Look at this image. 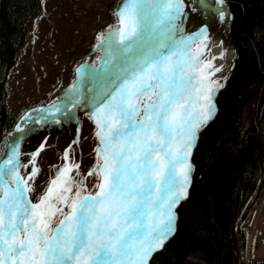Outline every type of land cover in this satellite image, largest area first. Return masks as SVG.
<instances>
[{
  "label": "snow or ice",
  "instance_id": "6c2138e0",
  "mask_svg": "<svg viewBox=\"0 0 264 264\" xmlns=\"http://www.w3.org/2000/svg\"><path fill=\"white\" fill-rule=\"evenodd\" d=\"M190 14L196 27L188 32ZM114 15L116 24L95 37L100 63L75 66L62 97L29 108L15 125L19 135L0 161V264H150L177 231L193 150L227 79L214 76L224 51L204 54L213 22L226 24L232 13L226 0H124ZM82 108L95 126V163L81 174L69 144L33 201L49 130L78 120ZM33 130L45 134L22 163L20 140ZM86 176L95 177L91 188Z\"/></svg>",
  "mask_w": 264,
  "mask_h": 264
},
{
  "label": "trees",
  "instance_id": "16d2710c",
  "mask_svg": "<svg viewBox=\"0 0 264 264\" xmlns=\"http://www.w3.org/2000/svg\"><path fill=\"white\" fill-rule=\"evenodd\" d=\"M226 1L239 57L217 95V112L199 133L177 231L150 264H244L247 223L264 197V0ZM41 7L42 0H0V144L16 125L7 75Z\"/></svg>",
  "mask_w": 264,
  "mask_h": 264
},
{
  "label": "rangeland",
  "instance_id": "374dc122",
  "mask_svg": "<svg viewBox=\"0 0 264 264\" xmlns=\"http://www.w3.org/2000/svg\"><path fill=\"white\" fill-rule=\"evenodd\" d=\"M122 0H118V4ZM115 0H42L39 16L29 30L24 47L18 51L8 72L6 87L7 103L19 118L29 109L47 104L63 96L64 91L75 78V66L86 61L97 64L102 53L93 47L97 33L106 30L108 25L116 24ZM87 108L77 111L78 120L55 126L49 130L45 147L36 157L39 173L33 183L29 198L36 201L45 190L49 177L63 163L62 153L69 149L70 156L79 162L81 174H86L95 163V147L98 143L95 126L84 114ZM79 143H73L77 138ZM12 129L0 144V161L11 150ZM11 134V135H9ZM45 133L33 130L25 134L21 142L19 159L27 163L31 152L41 142ZM21 168L22 173L30 171ZM89 188L95 177L86 176ZM255 215L247 223L250 230L244 264L251 260L264 261V197L257 206Z\"/></svg>",
  "mask_w": 264,
  "mask_h": 264
},
{
  "label": "bare ground",
  "instance_id": "6f19581e",
  "mask_svg": "<svg viewBox=\"0 0 264 264\" xmlns=\"http://www.w3.org/2000/svg\"><path fill=\"white\" fill-rule=\"evenodd\" d=\"M118 0H115V5L114 8L115 11L124 3V0H122L119 4L117 3ZM120 1V0H119ZM196 14H190L187 20V24H186V30L188 32H191L194 30V28L196 27V19H194V16ZM114 17V14L111 15V17H109L110 20H112ZM232 23V20H229L226 24H220L218 21H214L212 24V39L209 42V47L211 49L210 53L206 52L204 55L205 57H210L213 55H216L218 52H220L221 50L224 51V57L221 58L218 55H216V59L214 60V64L215 65H220L222 64L223 67L220 69V71L215 72L214 76L215 77H220L222 75H227V79L223 81L224 85L226 84L229 76H231V72L233 70L234 64H235V59H236V46L231 38L230 32H229V28L230 25ZM100 63V60L98 61L97 64ZM88 64V63H87ZM92 65V64H89ZM104 81L103 80H98L95 82V86L96 87H103ZM218 94V92H217ZM216 94V96H217ZM216 96H215V100H216ZM19 135L14 127L13 130V135L12 137H15ZM25 134L23 135L24 138ZM22 138V139H23ZM22 139L20 140L22 142ZM21 142L19 144V150L21 147ZM5 157L2 159L4 160Z\"/></svg>",
  "mask_w": 264,
  "mask_h": 264
},
{
  "label": "water",
  "instance_id": "95a60500",
  "mask_svg": "<svg viewBox=\"0 0 264 264\" xmlns=\"http://www.w3.org/2000/svg\"><path fill=\"white\" fill-rule=\"evenodd\" d=\"M226 4H227L228 8L230 9L229 3H228L227 1H226ZM230 11H231V9H230ZM231 13H232V12H231ZM232 19H233V15H232L231 20H232ZM230 30H231V25H230V28H229V32H230ZM233 42H234V41H233ZM234 44H235V43H234ZM235 46H236V44H235ZM238 57H239V52H238V49H237V46H236V59H235V64H234V67H233L232 72L234 71V68H235L236 62H237V60H238ZM232 72H231V73H232ZM229 78H230V76H229ZM229 78H228V80H229ZM228 80H227V82H228ZM227 82H226V84L224 85V87L227 85ZM224 87H223V88H224ZM223 88H222V89H223ZM222 89H220V90L218 91V93H219ZM217 95H218V94H217ZM216 98H217V96H216ZM215 103H216V100H215ZM216 112H217V104H216V111H215V113H216ZM214 115H215V114H214ZM214 115L212 116L211 119H213ZM211 119H210V120H211ZM210 120H209V121H210ZM209 121H208V123H209ZM208 123H207V124H208ZM207 124H206V125H207ZM206 125H205V126H206ZM205 126H204V127H205ZM204 127H203V128H204ZM203 128H202V129H203ZM202 129H201V130H202ZM201 130H200V131H201ZM199 133H200V132H199ZM198 140H199V136H198ZM20 142H21V141H20ZM197 143H198V141H197ZM196 146H197V144H196ZM196 146H195V148H196ZM195 148H194V150H195ZM194 150H193V152H194ZM192 156H193V155H192ZM191 159H192V157H191ZM194 172H195V170H194ZM194 172H193V180H194ZM192 183H193V182H192ZM191 186H192V185H191ZM190 188H191V187H190ZM184 201H185V200H182L181 203H180L179 205H177V210L179 209V207L181 206V204H182ZM177 221H178V219H177ZM174 234H175V233H174ZM174 234H173V235H174ZM170 238H171V237H170ZM170 238H169V239H170ZM168 241H169V240H168ZM168 241H166L165 243H167ZM249 241H250V236H249V240H248V245H249ZM155 253H157V252H155ZM155 253H153V256H154ZM153 256H152V257H153ZM152 257L150 258V261H151Z\"/></svg>",
  "mask_w": 264,
  "mask_h": 264
},
{
  "label": "crops",
  "instance_id": "0c3cea01",
  "mask_svg": "<svg viewBox=\"0 0 264 264\" xmlns=\"http://www.w3.org/2000/svg\"><path fill=\"white\" fill-rule=\"evenodd\" d=\"M249 240V239H248Z\"/></svg>",
  "mask_w": 264,
  "mask_h": 264
}]
</instances>
